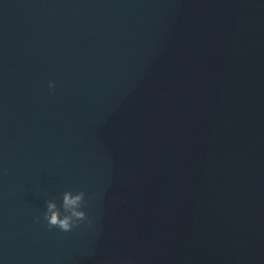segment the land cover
<instances>
[{"label":"water","instance_id":"obj_1","mask_svg":"<svg viewBox=\"0 0 264 264\" xmlns=\"http://www.w3.org/2000/svg\"><path fill=\"white\" fill-rule=\"evenodd\" d=\"M0 264H264V0H0Z\"/></svg>","mask_w":264,"mask_h":264},{"label":"clouds","instance_id":"obj_2","mask_svg":"<svg viewBox=\"0 0 264 264\" xmlns=\"http://www.w3.org/2000/svg\"><path fill=\"white\" fill-rule=\"evenodd\" d=\"M49 87L54 88L53 82H49ZM85 193L79 192L73 194L70 191L63 193L62 204L60 207L54 201L46 202V211L44 212V220L49 228L55 227L64 232H70L74 227H78L83 222L91 223L86 213L81 210L85 203ZM63 209V213L61 212Z\"/></svg>","mask_w":264,"mask_h":264}]
</instances>
